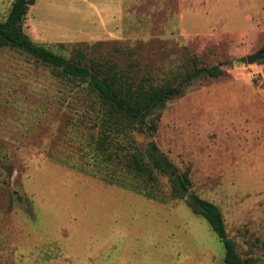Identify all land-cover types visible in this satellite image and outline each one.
Here are the masks:
<instances>
[{
    "label": "rangeland",
    "instance_id": "1",
    "mask_svg": "<svg viewBox=\"0 0 264 264\" xmlns=\"http://www.w3.org/2000/svg\"><path fill=\"white\" fill-rule=\"evenodd\" d=\"M14 0H0V20ZM36 43L181 80L223 66L157 114L154 138L217 205L247 264H264V0H35L23 23ZM196 64L194 65V60ZM102 111L86 85L0 49V264H225L210 224L173 199L167 178L130 187V153L151 138L119 132L98 150ZM107 146V145H106ZM106 154L112 150H104Z\"/></svg>",
    "mask_w": 264,
    "mask_h": 264
},
{
    "label": "trees",
    "instance_id": "2",
    "mask_svg": "<svg viewBox=\"0 0 264 264\" xmlns=\"http://www.w3.org/2000/svg\"><path fill=\"white\" fill-rule=\"evenodd\" d=\"M35 0H14L8 16L0 20V49L19 50L38 62L52 69L55 76L70 83L86 85L88 94L100 106L102 111V132L98 142V150L107 159L113 156L120 158V153L113 151L119 132L129 135H147L151 138L145 153H130L131 163L127 175L134 178L127 185L123 181L115 184L144 194L148 198L165 200L163 195L150 192L149 187H141V183L152 181L157 183L159 174L168 179L171 186L170 196L173 199L187 200L189 207L196 215L203 217L211 226L224 247L225 264H247L237 252L233 240L229 237L225 218L221 209L198 194L191 191L192 182L188 172L179 168L162 152L154 140L157 112L170 100L182 94L183 90L202 77L219 78L224 74L223 64L215 66L194 67L177 81L169 78L157 83L150 73L132 72L135 65L117 67L104 60L87 58L85 52L74 51L71 58L58 54L45 45L34 42L24 31L23 23L29 8ZM194 60V62H193ZM192 62L196 64V59ZM107 145V146H106ZM104 150H112L108 154Z\"/></svg>",
    "mask_w": 264,
    "mask_h": 264
},
{
    "label": "water",
    "instance_id": "3",
    "mask_svg": "<svg viewBox=\"0 0 264 264\" xmlns=\"http://www.w3.org/2000/svg\"><path fill=\"white\" fill-rule=\"evenodd\" d=\"M263 53H264V51L261 50V51H259L258 53L254 54V55H252V56H248V57H247V61H248V63H253V62H255L256 60L262 58V57H263Z\"/></svg>",
    "mask_w": 264,
    "mask_h": 264
}]
</instances>
